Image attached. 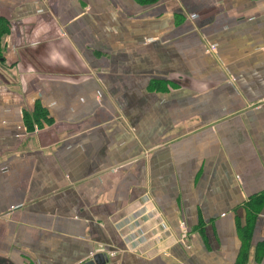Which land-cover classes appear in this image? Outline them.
<instances>
[{
  "label": "crops",
  "instance_id": "obj_1",
  "mask_svg": "<svg viewBox=\"0 0 264 264\" xmlns=\"http://www.w3.org/2000/svg\"><path fill=\"white\" fill-rule=\"evenodd\" d=\"M98 254L264 264V0H0V264Z\"/></svg>",
  "mask_w": 264,
  "mask_h": 264
},
{
  "label": "water",
  "instance_id": "obj_2",
  "mask_svg": "<svg viewBox=\"0 0 264 264\" xmlns=\"http://www.w3.org/2000/svg\"><path fill=\"white\" fill-rule=\"evenodd\" d=\"M105 263H106V259H105L104 254H98L94 256L92 260L84 264H105Z\"/></svg>",
  "mask_w": 264,
  "mask_h": 264
},
{
  "label": "built area",
  "instance_id": "obj_3",
  "mask_svg": "<svg viewBox=\"0 0 264 264\" xmlns=\"http://www.w3.org/2000/svg\"><path fill=\"white\" fill-rule=\"evenodd\" d=\"M216 48H215V46H210L209 48H208V50L209 51H213V50H215ZM182 237H181V239H182V241H186V239H187V237H188V233H187V231H186V227H185V225L184 224H182Z\"/></svg>",
  "mask_w": 264,
  "mask_h": 264
}]
</instances>
